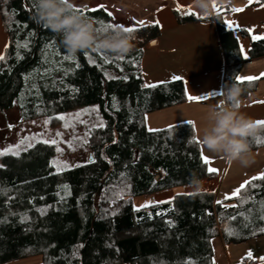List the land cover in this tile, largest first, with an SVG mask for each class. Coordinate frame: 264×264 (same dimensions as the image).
Returning a JSON list of instances; mask_svg holds the SVG:
<instances>
[{"label":"trees","instance_id":"1","mask_svg":"<svg viewBox=\"0 0 264 264\" xmlns=\"http://www.w3.org/2000/svg\"><path fill=\"white\" fill-rule=\"evenodd\" d=\"M87 15L104 23L114 19L102 8ZM34 16L31 0H0L8 38L0 61V111L17 109L20 121L27 122L54 120L95 105L105 126L90 134L91 159L83 164L45 176H39L36 165L0 174V264L36 256L41 264H212L217 239L238 245L264 236L259 203L264 201V180L253 181L259 187H248L222 204L213 194L197 193L134 209L135 197L191 188L193 176L215 179L189 123L153 132L146 128L147 115L186 101L181 81L143 86L139 66L145 47L159 35L156 25L136 27L133 48L123 59L85 50L75 55V62L65 60L56 67L50 62L59 63L68 54L62 37ZM214 21L228 64L224 92L235 84L243 99L257 86V81L236 80L242 61L238 39L246 34L226 29L221 16ZM26 42L27 47H17ZM48 44L54 48L46 49ZM105 54L112 63L103 62ZM249 56L264 57V41L252 43ZM64 69L70 71L65 74ZM257 139L264 141V126L258 125L248 138L252 153L264 148ZM253 196L256 202L241 204V198ZM133 230L134 236L119 239Z\"/></svg>","mask_w":264,"mask_h":264},{"label":"crops","instance_id":"2","mask_svg":"<svg viewBox=\"0 0 264 264\" xmlns=\"http://www.w3.org/2000/svg\"><path fill=\"white\" fill-rule=\"evenodd\" d=\"M122 3L127 4L126 1H122ZM262 4H264V0H261V3L253 2L251 5L248 4V0H232L231 5H220L221 14L219 15L226 29L236 32L243 31L246 34L244 37H239L238 50L242 61L238 65L236 80L243 71L244 77H258V79L252 80L257 81L255 90L247 97L240 99L239 108L242 113L255 109L246 114L254 122L264 120V75H261L264 73V57L250 59L249 56L251 44L260 41L253 40L252 36L264 35V7L261 6ZM178 5L184 9L190 7L196 15H188L184 11L177 12ZM154 7L149 25H156L159 28V35L143 51L139 66L143 86L149 88L147 85L157 86L181 81L186 101L155 114H149L157 116L149 118L147 115L145 118L146 128L148 131L149 129L162 130L187 124L190 121L194 122L195 137L200 141L201 157L207 156L210 161L215 160L205 153L206 148L201 143L200 135L207 123L209 109L218 105L223 98L224 84L227 80L228 64L214 21L217 14L213 17H201L193 7L192 0H155ZM232 8H244L245 10L237 13L231 11ZM177 15L181 18L190 16L194 20L179 21ZM157 21L159 23H156ZM124 22L131 23L129 20ZM226 22H231L232 27H229ZM247 29H253V31L249 32ZM7 46L8 38L0 17V55L4 54ZM174 77H180V79L177 80ZM252 81L245 80L243 82ZM190 95L207 97V99L191 101L188 99ZM252 156L250 173H243L237 179L244 178L245 182L264 170V148L252 153ZM216 158H222V156L216 154ZM211 180L212 183L217 184L215 191H210L217 202L220 181ZM200 192L203 191L193 187L183 188L181 195ZM217 241L219 245L216 254L214 250L213 259L215 264H249L248 262L252 260L257 261L256 264H264L259 259L264 257V236L238 245H224L220 238ZM249 251L252 253L251 259L247 256ZM9 264H41V258L36 256Z\"/></svg>","mask_w":264,"mask_h":264},{"label":"rangeland","instance_id":"3","mask_svg":"<svg viewBox=\"0 0 264 264\" xmlns=\"http://www.w3.org/2000/svg\"><path fill=\"white\" fill-rule=\"evenodd\" d=\"M122 1H126L127 4L122 3ZM154 2L155 0H74V5L77 7L88 8H98V6L103 5L104 8L102 9L112 14L114 18L112 20L113 24L138 28L148 26L151 22L152 12L155 8ZM127 20L131 23L124 22ZM137 21H144L145 24L140 26L137 24ZM239 77H244V71ZM90 109H97V111H85ZM254 110L255 109H250L243 113L246 115ZM78 113H80L79 116L76 115ZM63 116L66 118L65 120L57 119V117L54 120L49 118H37L32 121L21 122L17 109L0 111V152L8 149L10 146L17 145L20 140L25 137H35V139L29 141L34 146L25 150L26 146L22 145L19 150V155H12L11 153L0 155V174L15 172L22 168L36 165L39 176H45L51 172L66 169L63 168V165L65 164L73 167L75 165L83 164L90 159L91 156L89 155L87 145L89 136L96 128H98L93 127V125H98L101 121L103 122L98 107L91 105L88 107L77 108ZM151 116L157 115H149V118H151ZM46 120L50 122L45 124ZM65 123H68L71 126L66 128L64 126ZM9 125H12V127L10 128ZM89 129H91L90 133ZM57 132H60L62 135L57 136ZM53 139L57 141L55 145L37 142L39 140L51 141ZM83 140H86L87 142L84 143L82 142ZM69 142H71V147L69 146ZM57 148L62 151L58 152ZM205 153L212 158H215V160H212L211 163L207 165V168L214 167L219 170L217 173H214L215 179L220 181V191L218 192L216 199L217 201L224 202L226 201V194L230 195L233 190L239 188L240 185L244 183V178L237 179V177L241 176L243 173H250V167H252V165L250 164L247 167H243L238 162L228 163L223 158H216V154L210 153L207 150H205ZM53 161L59 162V166L62 170H58L57 166H53ZM204 180L207 181L202 183L200 190L203 192L200 193H210V191H215L217 184L214 182L212 183V180H209V178ZM182 189L183 188L165 189L148 196L135 197L132 199V204L134 209L140 210L144 209L145 207L141 206L148 202H152V206L155 204H161L157 203L160 201H173L182 194ZM135 234L136 230L122 233L119 235V239L134 236ZM213 245L216 254L219 245L218 241L216 240Z\"/></svg>","mask_w":264,"mask_h":264},{"label":"clouds","instance_id":"4","mask_svg":"<svg viewBox=\"0 0 264 264\" xmlns=\"http://www.w3.org/2000/svg\"><path fill=\"white\" fill-rule=\"evenodd\" d=\"M231 5L232 0H192L193 7L201 17L216 15L213 4ZM74 0H37L35 20L50 31L62 37L67 52L91 50L115 56H126L133 48V38L120 29L97 32L98 21L72 11ZM241 88L233 84L228 88L219 104L209 109L207 123L201 130V143L206 150L221 155L228 163L238 162L247 167L253 162L248 138L257 126L255 122L239 111ZM191 186L199 190L201 181L195 176L190 179Z\"/></svg>","mask_w":264,"mask_h":264},{"label":"snow or ice","instance_id":"5","mask_svg":"<svg viewBox=\"0 0 264 264\" xmlns=\"http://www.w3.org/2000/svg\"><path fill=\"white\" fill-rule=\"evenodd\" d=\"M31 2H32V7L35 8L36 7L37 0H31ZM253 2H255V3H261V0H248V4L249 5H251ZM261 6L264 7V4H262ZM101 8H104V6L103 5H100V6H98V8H87V7H77V6L74 5L73 8H72V11L73 12H76V13L83 14L85 16H88L87 13L98 11ZM213 8H214V11L216 12L217 16H219L221 14V6L218 5V4H216V3H214L213 4ZM244 10H245L244 8H232L231 9V11L237 12V13L242 12ZM176 11L177 12L184 11L188 15H196V13H193L191 11V8L190 7L187 8V9H184L181 6L178 5L177 8H176ZM13 14H15V13H13ZM108 15L109 16H112L111 13H108ZM98 23L100 24V26L97 28V32L98 33H104V32H107L109 30L116 31V29H120L124 33H127V34L131 35L132 33H134L137 30L136 27H125V26L119 25V24L104 23L102 21H98ZM156 23H159V22L157 21ZM226 23H228V26L229 27H232V23L231 22H226ZM137 24L140 25V26H143L145 24V22L144 21H139V22H137ZM25 27H26V25H25ZM237 27H239V26L237 25ZM247 31L252 32L253 29H247ZM252 39L253 40L264 41V35H253L252 36ZM17 47L18 48L19 47H27V42L25 44H23V45H20L19 43H17ZM51 48H54V44H48V45H46V49H51ZM242 51H243V49H242ZM55 54L56 55H59V52H56ZM85 55L88 56V53L85 52ZM4 59H5V57L3 55H0V61H3ZM88 59H89V62L90 63H94L95 62L92 59L91 56H89ZM116 59H123V56L116 57ZM45 60H46V62H48L47 61V57H45ZM65 60L75 62L76 61V57L74 55H71V54L68 53L67 55H65V56H63L61 58V61L59 63H57L56 61H51L50 63L53 64V65H55L56 67H62V63ZM103 62L104 63H112L113 60L110 59L105 54L103 56ZM79 66L80 65L78 63H76V67H79ZM52 70H53V68H51V67L48 68V69H46L45 72H44V75H48ZM68 71H70V69H64L65 74H67ZM105 75L108 76L107 73H105ZM261 75H264V73H262ZM112 78H114V77L109 76V79H112ZM124 79H127V77H124ZM174 79L179 80L180 77H174ZM255 79H258V77H237V80L240 81V82H243L245 80L252 81V80H255ZM154 86L155 85H147V87H154ZM33 88H36V85H33ZM37 91H38V89H37ZM188 99L191 100V101H202V100L207 99V97H197V96H191L190 95L188 97ZM85 111L91 112V111H97V109H90V110H85ZM76 115L79 116L80 113H78ZM58 119L65 120L66 118L64 116H59ZM49 122L50 121H47L46 120L45 121V124H47ZM188 123L193 128H195L194 122H191L190 121ZM255 125L256 126L257 125L264 126V120L255 121ZM64 126L67 128V127H70L71 125L68 124V123H65ZM104 126L105 125H104V123L102 121L98 125H93V127H101V128H103ZM9 127L11 128L12 125H9ZM149 131H158V130L157 129H149ZM90 132H91V129H89V133ZM56 135L57 136H61L62 134L60 132H57ZM33 139H35V137H25V138L21 139L20 142L17 145L10 146L8 149L0 152V155H5V154H9V153H11L12 155H19V150L21 149V146L22 145L26 146L25 147V150H27V148H29V147H33L34 146L32 143L29 142V141H31ZM74 139H75V137H74ZM37 142H41V143H45V144H49L50 143V144H53V145H55L57 143V141L55 139H53L51 141H48V140H39ZM82 142L86 143L87 141L86 140H83ZM195 142L196 143H200L199 140H196ZM256 143H264V141H262L260 139H257L256 140ZM69 146L71 147V142H69ZM57 151L59 152V151H62V150L59 149V148H57ZM202 160H203V162H204L205 165H208V164L211 163V161L209 160V158L207 156H202ZM52 164H53V166H57L58 167V170H62V168H60V166H59V162L53 161ZM67 167H70V166L67 165V164L63 165V168H67ZM207 171H208L209 174H214V173H217L219 170L216 169V168H214V167H208L207 168ZM256 180H264V173H260L259 175L252 177L250 180L245 181L244 183H242L240 185L239 188H236L235 190H233V192L230 195L226 194L225 195V199L227 200V199H231L233 197L240 196L241 191L242 190H246L248 187H253V188L259 187L258 185H256V184L253 183V181H256ZM67 187H68L67 185L63 186L64 189H67ZM0 191H4V190L3 189H0ZM187 195H195V193H187ZM249 199L252 200L253 202H256L255 201V197L253 196V197L241 198V204L247 203ZM165 202L171 203V200H169V201H160V202H157V203H165ZM151 203L152 202H148L145 205H142L141 207H145V208L146 207H149V206H151ZM222 203H223L222 201H217V204H222ZM259 203L261 204V211L264 212V201H260ZM232 207H236V205H233ZM137 210H139V209H137ZM40 211H42V214H43V211L44 210H40ZM240 215H244V214L241 213ZM230 219H236V217L233 216ZM248 219H249V217L248 216H245V220H248ZM260 219L261 220H264V214H262L260 216ZM2 222H4V221H0V223H2ZM170 226H171V222H170ZM244 226L247 227L248 225L245 224ZM226 230L229 231L230 233L232 231L231 229H226ZM260 231H264V228L260 229ZM81 247H82V245H81ZM247 256H248L249 259H251L252 258V253L249 251V253L247 254ZM259 259L262 262H264V257H260ZM186 264H192V262L191 261H188V262H186ZM212 264H215V261L214 260H213Z\"/></svg>","mask_w":264,"mask_h":264},{"label":"built area","instance_id":"6","mask_svg":"<svg viewBox=\"0 0 264 264\" xmlns=\"http://www.w3.org/2000/svg\"><path fill=\"white\" fill-rule=\"evenodd\" d=\"M212 17H213V16H212ZM204 181H207V180H202L201 183H203ZM248 263H249V264H256L257 261L252 260V261H249Z\"/></svg>","mask_w":264,"mask_h":264},{"label":"water","instance_id":"7","mask_svg":"<svg viewBox=\"0 0 264 264\" xmlns=\"http://www.w3.org/2000/svg\"><path fill=\"white\" fill-rule=\"evenodd\" d=\"M153 43V42H152ZM91 159V158H90Z\"/></svg>","mask_w":264,"mask_h":264}]
</instances>
